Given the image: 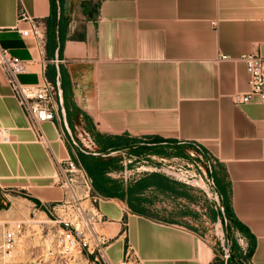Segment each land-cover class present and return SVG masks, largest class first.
<instances>
[{
	"label": "crops",
	"instance_id": "0c3cea01",
	"mask_svg": "<svg viewBox=\"0 0 264 264\" xmlns=\"http://www.w3.org/2000/svg\"><path fill=\"white\" fill-rule=\"evenodd\" d=\"M56 3L0 0V46L26 61L22 84L47 77L61 90L55 119L42 124L52 153L109 160L101 179L109 194L99 193L98 203L108 258L118 262L129 250L142 264H213L215 248L203 231L213 224L216 234L242 238L253 264H264V101L232 100L248 89L239 57L264 56V0ZM53 16H62V37L47 45ZM31 20L45 26V42L31 34ZM67 124L84 125L98 152L72 150ZM131 147L146 152L144 171L108 156ZM170 156L200 160L210 185L169 177ZM206 187L217 199L201 196ZM0 192L8 204L0 220L47 217L43 205L63 195L53 158L35 140L1 66ZM236 247L233 259L243 251Z\"/></svg>",
	"mask_w": 264,
	"mask_h": 264
},
{
	"label": "built area",
	"instance_id": "2783aa9c",
	"mask_svg": "<svg viewBox=\"0 0 264 264\" xmlns=\"http://www.w3.org/2000/svg\"><path fill=\"white\" fill-rule=\"evenodd\" d=\"M21 19H28L24 11H20ZM31 34L41 42H45V26L37 20H31ZM24 35L29 34V30L22 31ZM226 58V56H222ZM246 67L248 73L247 91H238L232 95L235 104L249 102L253 99L264 101V56L256 51L247 52L239 57ZM0 66L6 73L8 85L13 97L23 110L29 128L34 134L37 142L42 144L50 152L56 171V182L62 189L63 195L59 201L53 204L43 205L48 211V215L54 217L55 221L61 223L62 227L58 235V244L63 249L87 250L89 254L98 253L101 257H106V248L109 237L98 230V224L104 221V215L98 209V203L102 198L93 187L92 177L89 175L83 164L77 160L67 157L59 159L49 146V141L42 130V124L46 121H53L56 117L59 105L61 104V90L53 81L44 77L39 84H22L17 75L24 72L27 67L26 61L12 55L8 49L0 46ZM80 140L84 147L83 151L91 147V139L86 132L80 133ZM74 144H77L74 140ZM96 153V152H92ZM181 162L177 165H170L168 173L182 178L188 182L203 181L208 186L210 178L206 175L205 166L199 162ZM191 165V166H189ZM193 167L194 171L190 168ZM187 170H186V169ZM209 196L217 198L216 192L211 188ZM23 228V221L0 220V264H5V256L9 255L16 244L17 238ZM223 244V242H221ZM239 244L243 251L247 250V244L239 238ZM224 258L231 254L230 246ZM229 253H228V252ZM133 257L132 252L127 250L124 257L118 262L108 259V264H128V260ZM137 264H142L140 260L134 258ZM232 264H253L250 258H237Z\"/></svg>",
	"mask_w": 264,
	"mask_h": 264
},
{
	"label": "rangeland",
	"instance_id": "374dc122",
	"mask_svg": "<svg viewBox=\"0 0 264 264\" xmlns=\"http://www.w3.org/2000/svg\"><path fill=\"white\" fill-rule=\"evenodd\" d=\"M67 129L69 133H71L73 139L71 140L70 136L68 135L69 133H67L65 129L64 135L69 142L72 150H75L76 147H84L79 136L80 133L84 131L88 133L92 142L91 147L93 148V150L88 149V151L98 152L99 147L97 145V141L94 139L92 133L88 131V129H85L84 125L76 124L74 126H71L67 124ZM74 140L77 144L73 143ZM139 145L141 144L137 142V144L133 147L137 148ZM133 147L109 152L108 156L109 154H111L109 157L118 159L117 164L136 168V170L137 168H139L138 171H144L143 166H146L148 164V157L147 155H144L146 154V152L144 154H138L133 151ZM192 155L197 154L194 153ZM179 159L180 157L170 156L167 158L168 164H180L181 162L179 161ZM151 160L157 161L155 158H151ZM168 176L173 179L185 182L182 178L170 174H168ZM187 185L197 187V184H195L194 181L187 183ZM199 190L201 191V196H204L205 199L210 198V200H212L211 198L213 196L209 197L211 189L206 187L204 190L201 188ZM1 199H3V201ZM4 203V196L0 192V204L6 206L8 205L7 203ZM1 209L3 210L4 207ZM9 218L10 221L22 220L23 228L17 238L15 246L13 247L9 255L5 256V264H108V256L101 257L98 253L89 254L87 250H79L78 248L71 250L63 249V247L59 245L57 241L62 225L58 221H55L54 217H52L51 215H48L47 217L31 215L23 218ZM203 231L207 233L206 238H208V240L213 243L212 245L215 248V259L213 264H232L233 260H235L233 259V253L231 252V254L225 260L224 254L226 251L223 250V245L227 249L228 244L231 250L234 249L235 245L237 246L235 249H237L238 247L240 248L241 246L239 244V237L234 233H229L228 235H226L224 232H222V235V233H220V230H218V234H216V227L213 224H211L210 226H204ZM221 242H223V244H221ZM86 253H88L92 257H88ZM240 258H249L248 252L242 251ZM128 261V264H137V261L134 258H131Z\"/></svg>",
	"mask_w": 264,
	"mask_h": 264
},
{
	"label": "trees",
	"instance_id": "16d2710c",
	"mask_svg": "<svg viewBox=\"0 0 264 264\" xmlns=\"http://www.w3.org/2000/svg\"><path fill=\"white\" fill-rule=\"evenodd\" d=\"M57 1L60 8L62 7L63 0H51L52 8L55 7V3ZM62 21H63L62 16L58 21L56 20V16H53L52 18L49 19L48 29H47V45L49 44V41H53L57 36L58 39L61 40ZM108 146L110 147L112 145H108ZM79 157L81 163L84 165L88 173L93 178V186L95 188V191L104 195L109 194V190H108L109 187L103 185L101 182V179L103 178L104 169L107 168V164L109 160H103L100 157L92 155L91 153L88 154L79 153ZM29 198L35 200L32 197ZM1 207H6V205L0 204V208ZM247 252L248 254L250 253V248H248Z\"/></svg>",
	"mask_w": 264,
	"mask_h": 264
},
{
	"label": "water",
	"instance_id": "95a60500",
	"mask_svg": "<svg viewBox=\"0 0 264 264\" xmlns=\"http://www.w3.org/2000/svg\"><path fill=\"white\" fill-rule=\"evenodd\" d=\"M225 260H226V258H225ZM225 263H226V261H225Z\"/></svg>",
	"mask_w": 264,
	"mask_h": 264
}]
</instances>
